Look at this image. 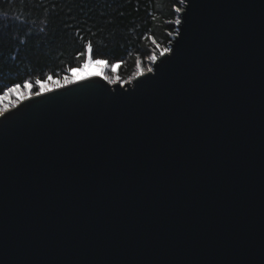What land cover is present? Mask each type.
Wrapping results in <instances>:
<instances>
[{
  "label": "water",
  "instance_id": "1",
  "mask_svg": "<svg viewBox=\"0 0 264 264\" xmlns=\"http://www.w3.org/2000/svg\"><path fill=\"white\" fill-rule=\"evenodd\" d=\"M178 19L153 72L0 116V264H264V0Z\"/></svg>",
  "mask_w": 264,
  "mask_h": 264
},
{
  "label": "trees",
  "instance_id": "2",
  "mask_svg": "<svg viewBox=\"0 0 264 264\" xmlns=\"http://www.w3.org/2000/svg\"><path fill=\"white\" fill-rule=\"evenodd\" d=\"M177 7L180 0H0V89L76 69L77 53L89 40L94 58L118 66L117 76L128 80L137 57L142 70L148 56L158 54L153 40L170 47Z\"/></svg>",
  "mask_w": 264,
  "mask_h": 264
},
{
  "label": "snow or ice",
  "instance_id": "3",
  "mask_svg": "<svg viewBox=\"0 0 264 264\" xmlns=\"http://www.w3.org/2000/svg\"><path fill=\"white\" fill-rule=\"evenodd\" d=\"M180 2L183 4L184 0H180ZM180 11L181 8H175V12L179 13ZM175 23L179 25L181 24V20L176 19ZM169 35H171V33H169ZM152 43L156 45L158 54L157 51L154 50L152 54L148 56V60L150 61V63L149 66L144 69V71L148 73L153 72L152 65L156 64V61L159 59V57H166V54L173 52V49L171 47H160V45L157 44L155 40H153ZM77 59H81V62L76 69L69 67L64 75L58 76L55 79L53 78V74L49 73L44 79H41L39 76H37L34 81L32 79H23L20 82L11 84V86L4 85L3 89H0V91H2V97L0 98L12 97L10 103L12 107L15 108L21 103L22 100L29 99L30 97H39L46 92L76 83L72 76L73 71H83L91 64H102L105 68L108 67V61L106 59L94 58V46L91 40L82 45V51L77 53ZM163 62L164 61H161V63ZM141 68V60L139 59V57H137L136 71L132 74L131 77L128 78V80H125L122 83H131L132 80H134L136 77L143 75L144 71H142ZM98 75H102L103 79L106 80L108 84L121 83L120 78L115 74L107 75L103 73V70H101ZM85 78L86 77H82V79ZM34 87L36 89L35 91L32 90ZM17 93H19V95H14ZM8 111L9 109L6 105H0V116H5V113H7Z\"/></svg>",
  "mask_w": 264,
  "mask_h": 264
},
{
  "label": "rangeland",
  "instance_id": "4",
  "mask_svg": "<svg viewBox=\"0 0 264 264\" xmlns=\"http://www.w3.org/2000/svg\"><path fill=\"white\" fill-rule=\"evenodd\" d=\"M150 61L148 60V64L146 65V67L144 69H146L149 66ZM144 69H142V71H144ZM101 70H103V73L107 74V75H113L115 74L117 76V70H118V66H111L108 64V67L105 68L104 65L102 64H91L89 65L87 68H85L83 71H73V78L74 80L76 79H80L82 77H88V76H94V75H98L99 72H101ZM102 76V75H99ZM103 77V76H102ZM121 83L123 82V80H121ZM125 84V83H122ZM14 95H19V93L14 94ZM2 97V96H0ZM12 100V97H8V98H0V105H6L8 107V109H10L12 107L10 101Z\"/></svg>",
  "mask_w": 264,
  "mask_h": 264
}]
</instances>
